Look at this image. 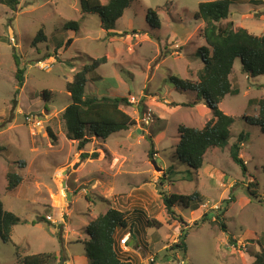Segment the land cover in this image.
Instances as JSON below:
<instances>
[{
  "label": "rangeland",
  "instance_id": "1",
  "mask_svg": "<svg viewBox=\"0 0 264 264\" xmlns=\"http://www.w3.org/2000/svg\"><path fill=\"white\" fill-rule=\"evenodd\" d=\"M209 1L213 0H133L117 20L113 33L102 29L97 14H81L79 0H18L15 7L0 2V201L22 224L34 225L24 229L21 225L23 231L14 226L10 242L0 240V264H18L13 245L26 254L53 252L55 260L50 264H64L67 257H75L79 262L82 256L86 261L82 244L66 243L75 236H66L63 246L62 239L58 241L59 234L68 227L72 233L79 234L81 241L87 240L88 221L110 208L125 211L128 217V228L117 231L114 238L120 253L124 257L128 254L131 264H145L148 256H154L152 264H176L168 261V256L186 227L183 256L188 264H249V256L254 254L264 263V133L242 119L257 113L256 106L247 107L249 100H264V75L247 78L241 73L240 62L235 61L230 81L239 93L225 96L219 104L225 115L234 118L228 145L223 149L209 148L198 171L173 155L178 127L200 129L213 118L211 110L196 101L192 93L174 88L169 81L173 77L197 82L203 64L195 52L206 45L199 37L203 23L194 20V15L199 3ZM254 1L260 4L255 5ZM149 9L158 14V29L147 24ZM229 21L234 28L263 35L264 0H234L229 8ZM68 23H75L76 27L64 29ZM40 29L45 42L33 45ZM68 39L72 43L55 56L56 46ZM13 50L23 71L21 88L15 79ZM100 58L106 62L87 76L86 95L125 97L131 106L124 111L134 118L136 125L109 136L105 143L96 140L78 151L61 135L64 132L61 114L71 103L65 85ZM42 90L52 93L47 110L40 98ZM145 95L150 98L146 100ZM26 114L39 117L38 129L27 127ZM148 114L147 124L140 121L141 115ZM241 133L248 136L240 149L244 175L229 157V148ZM151 144L155 154L148 158ZM81 153L95 163L76 175L66 174L71 198L70 202L66 201L64 211L66 225H53L46 218L57 219V212H52L49 206L50 191L52 196L66 197H63L66 186L62 182L67 179L64 170L77 172L83 160ZM93 153L98 157H91ZM65 161H69L68 166L60 165ZM57 165L61 166L58 170ZM114 166L131 171L132 175L125 184L126 180H119L121 187L115 180L110 188L108 179L113 178ZM167 170L168 179L164 176ZM55 171H58L56 181L52 179ZM7 172L19 174L23 179L19 192L5 191ZM89 174L95 182L79 184L76 180L87 179ZM161 178L163 186L159 185ZM159 189L167 194L197 193L201 205L191 202L189 207H174L175 215L185 222L183 225L169 217ZM120 196L128 199L123 202L118 199L112 204ZM229 197L232 201L227 205L225 219L222 218L226 232L213 219V224L205 221L192 227L209 209L218 208ZM195 205L197 211H193ZM147 219L157 221L160 227H147ZM124 235H129L127 250L119 246Z\"/></svg>",
  "mask_w": 264,
  "mask_h": 264
},
{
  "label": "trees",
  "instance_id": "2",
  "mask_svg": "<svg viewBox=\"0 0 264 264\" xmlns=\"http://www.w3.org/2000/svg\"><path fill=\"white\" fill-rule=\"evenodd\" d=\"M0 2L8 7H15L18 4V0H0ZM132 2L133 0H79V5L81 14H97L102 29L113 33L117 20L122 17ZM233 3L234 0H213L198 4L194 20L203 23L199 37L203 39L206 46L198 48L195 56L201 59L203 68L198 72L197 82L169 78L174 88L193 92L195 99L198 102H203L213 114V118L200 129L178 127V142L174 147L173 155L178 161L186 163L195 171L202 168L206 151L209 148L223 149L228 145L229 128L233 124L234 118L225 115L219 109V104L225 96H236L239 93V90L234 88L230 81L234 62L237 60L240 62L241 73L247 78L255 79L264 75V34L255 36L243 28H234L233 23L228 22L229 8ZM254 3L259 5L260 1H254ZM146 21L152 29L160 27L156 10L149 9L147 11ZM74 27H76L75 23H68L64 29H74ZM45 39L40 29L32 43L36 45L45 42ZM71 43L72 39H68L65 43L57 45L54 49V55L56 56L60 49L65 50ZM12 58L16 66L15 79L18 82V87L21 88L24 83L23 71L19 68V59L14 50ZM105 62V58L93 60L65 85L71 103L63 110L61 119L64 124L66 140L76 142L78 151H83L93 139L105 143L109 136L128 131L136 125L134 118L124 111L125 107L131 106L125 97L102 96L98 98L86 95L87 76ZM40 98L43 101L44 109L47 110L52 93L49 90H42ZM253 105L256 106V115L252 117L243 116L242 119L249 125L259 127L264 133V100H249L247 107ZM47 133L51 139L55 140V136L52 135L49 128H47ZM247 138L246 134H239L236 142L229 148L230 159L241 168L243 175L246 173V169L244 161L240 158V149ZM153 154L155 153L153 152V144H151L148 158H151ZM87 157V154H80L81 159ZM91 157L95 159L98 154L93 153ZM168 170L164 174L166 179H168L166 177ZM5 179L7 181L5 187L7 193L13 192L22 180L19 174L14 172H7ZM163 180L160 179V186L164 185ZM158 191L169 217L183 225L185 222L180 216L175 215L174 207L177 205L189 207L191 202L201 205L197 193L181 195L167 194L160 189ZM250 194L256 197L252 191ZM231 201V197L224 200L219 209L213 210L214 212H206L202 218L193 223L192 227H198L203 222L209 221L226 232V225L222 221V217ZM198 205L193 207L195 209L193 211L198 209ZM139 214H141L140 211ZM212 218H214L213 223L211 222ZM127 220L128 217L125 212L110 208L95 216L87 224L85 231L88 238L83 242H78L82 243L87 264H131L130 257L126 254L124 257L120 253L114 238L117 231L128 228ZM20 222L16 215L4 209L0 201V240L3 243L10 242L12 229ZM145 225L147 227H160L157 221L148 219ZM192 227L188 226V228ZM186 233L187 227L182 229L178 243L172 246L170 251L179 249L185 254ZM60 239L59 234V242ZM13 256L18 264H50V261L55 260L51 253L26 254L16 245H13ZM252 257L254 258L252 264H264L259 255L254 254Z\"/></svg>",
  "mask_w": 264,
  "mask_h": 264
},
{
  "label": "crops",
  "instance_id": "3",
  "mask_svg": "<svg viewBox=\"0 0 264 264\" xmlns=\"http://www.w3.org/2000/svg\"><path fill=\"white\" fill-rule=\"evenodd\" d=\"M233 5V4H232ZM60 52V51H59ZM58 52V53H59ZM99 68V67H98ZM97 68V69H98ZM184 92H189V93H192V95H193V97L195 98V94L193 93V92H191V91H188V90H186V91H184ZM103 95H101V94H99L98 96H95V97H98V98H100V97H102ZM141 97L143 98V95L141 94ZM148 97H149V95H145L144 96V98H146V100L148 99ZM150 98V97H149ZM151 98H154V97H151ZM196 100V99H195ZM197 101V100H196ZM171 103H173V106L174 107H176V108H179V106H178V104L176 103V102H172V101H170ZM199 103H202L201 105L203 106V107H205V105L203 104V102H199ZM177 104V105H176ZM137 105H133V107L135 108ZM61 135H62V137L66 140V138H65V132H61ZM68 141V140H67ZM93 141H95L96 142V140L95 139H93L90 143H89V145H91V143L93 142ZM69 142V144H70V146H72L71 144H73L74 146H75V148L77 147V143L76 142H71V141H68ZM94 143V142H93ZM87 147H88V145H87ZM85 149H86V147H85ZM31 151H33L32 153H34L35 151L33 150V149H30ZM77 150V149H76ZM84 150V149H83ZM78 155V154H77ZM77 157V156H76ZM78 157H79V155H78ZM88 159H90V158H86V160L88 161V162H90V163H88V162H86V160L85 159H83L82 161H80V163H81V168L79 167V169L77 170V172H75V173H71L72 171H70L69 170V172L67 173V171L66 170H64V175L66 176L65 178H67L66 180H64L63 179V186H66V189H65V191H63V197L64 196H66V197H64V198H62V196H61V194H54L53 196H52V192L50 191V199H49V201H50V203H49V206H50V209H51V211L53 212V211H55V212H57V221L56 220H53V221H55L57 224H60V226H64V225H66V222H65V214H64V211H65V209L67 208V202H70L71 200V198L69 197V192H67V189H68V186H67V181H68V177H67V175L66 174H69V177L70 176H72V175H76V174H78V173H80L86 166H88V165H91V164H94L95 162H94V160H88ZM113 161H114V159H112V163L111 164H113ZM86 162V163H85ZM60 165H66V166H68L69 165V161H65V162H63L62 164H60ZM66 166H63L64 168L66 167ZM59 167H61V166H59V165H57V170L58 169H60ZM75 168H77V165H75L74 166ZM123 167V166H122ZM121 167L120 168H116L115 166L113 167V169H112V171H111V174L113 175V178H110V179H108L109 180V187L111 188H113V186H114V184H115V180L117 181V184L119 185V187H121L122 185L119 183V180L120 179H122L123 181L124 180H126L125 182H124V184L125 183H127L128 182V177L130 176V175H132L131 174V171H121ZM56 172H58V171H55L54 173H53V180H55L56 181V179H55V176H56ZM122 173V174H121ZM111 179H112V181H111ZM76 180H78L79 181V184L81 183V184H84V182L86 181L87 182V184H89V183H91V182H95V180H93L92 179V174H89V176H88V178L87 179H82V178H76ZM75 180V181H76ZM23 184V179L21 180V182L19 183V185L17 186V188L13 191V192H11V193H14V192H16V191H18L20 188H21V185ZM112 185V186H111ZM61 188H63V187H61ZM19 192V191H18ZM66 193V194H65ZM122 195H124L125 196V194H122ZM113 196V195H112ZM124 196H120V197H115L114 198V200H113V202H112V204L114 203V201H117L118 199H122V202L126 199H128L127 197H124ZM111 199H112V197H111ZM67 201V202H66ZM117 210H119V209H117ZM198 210V209H197ZM196 210V211H197ZM122 212H125V211H122ZM67 217H68V215H67ZM95 218V217H94ZM93 218V219H94ZM224 219H225V216H224ZM91 221V220H90ZM90 221H88V223L90 222ZM21 225L23 226V229H24V227H26V226H29V227H34V225H24V224H22V222H20L16 227L17 228H19V227H21ZM39 225H42V223H40ZM226 225V224H225ZM59 226V227H60ZM61 228V227H60ZM19 229H21V228H19ZM23 229H21L22 231H23ZM63 229V228H62ZM22 233V232H21ZM60 233H62V234H60L61 235V239H62V245L64 246L66 243H68V244H71V245H73L74 243H78V242H83V241H81L80 240V238H79V234L76 232V231H74L73 233L71 232V230L68 228V227H66V230L65 231H63V232H60ZM75 236V237H69L68 238V240H67V242L66 243H64V239H65V237L66 236ZM238 238H240V237H238ZM85 241V240H84ZM74 242V243H73ZM131 243H132V241H131ZM80 244H82V243H80ZM130 245V244H129ZM259 245V244H258ZM260 246V245H259ZM227 247V246H226ZM255 247H257L258 248V246H256L255 245ZM42 253H45V252H42ZM47 253H51V252H47ZM53 253V252H52ZM51 253V254H52ZM55 253V252H54ZM257 253H259V252H257ZM35 254H39V253H35ZM60 258V257H59ZM79 259V262H77V259H76V261H75V257H73V258H69V257H67V259H64V264H87V261H84V259H83V257L81 256L80 258H78ZM67 260V261H66ZM248 261H249V264H251V262L252 261H254V258L253 257H251V256H249V259H248ZM253 263V262H252Z\"/></svg>",
  "mask_w": 264,
  "mask_h": 264
},
{
  "label": "built area",
  "instance_id": "4",
  "mask_svg": "<svg viewBox=\"0 0 264 264\" xmlns=\"http://www.w3.org/2000/svg\"><path fill=\"white\" fill-rule=\"evenodd\" d=\"M38 118L39 117L36 116V115L26 114L24 120H25V122L27 124V127L31 128V129H38L40 127V125H41V122L38 121ZM149 120H150V115L149 114L146 115V116L141 115L140 121H142V122H144V123L147 124ZM46 218L48 220H51L53 222V224H56V222L53 221L51 219V217L46 216ZM213 220H214V218H213ZM128 238H129V235H124L120 239L119 246H120L121 249L123 248L124 250H127V248H128L127 247V240H128ZM241 246H243V245L241 244ZM244 248L245 247L243 246L242 249H244ZM169 257H170L169 260L171 262H175L176 264H188L187 261H186V259L183 257V255H182V253H181V251L179 249H176V250L171 251V253L169 254ZM154 261H155L154 256H148L145 259V264H151V263H154Z\"/></svg>",
  "mask_w": 264,
  "mask_h": 264
},
{
  "label": "clouds",
  "instance_id": "5",
  "mask_svg": "<svg viewBox=\"0 0 264 264\" xmlns=\"http://www.w3.org/2000/svg\"><path fill=\"white\" fill-rule=\"evenodd\" d=\"M221 205H222V204H221ZM221 205H220V206H221ZM220 206H219V207H220ZM219 207H218V208L216 207V209H209V210H210V211H213V210L216 211L217 209H219ZM214 211H213V212H214ZM49 217H50V216H49ZM222 218H223V220H224V216H223ZM212 219H213V218H212ZM213 221H214V220H213ZM56 224H57V223H56ZM53 225H55V224H53ZM127 247H128V245H127ZM237 247H239V246H237ZM181 253H182V252H181ZM126 255H128V254H126ZM182 255H183V253H182ZM183 257H184V256H183ZM168 258H169V256H168ZM168 261H170V260H168ZM186 261H187V260H186ZM187 263H188V262H187ZM151 264H152V263H151Z\"/></svg>",
  "mask_w": 264,
  "mask_h": 264
},
{
  "label": "water",
  "instance_id": "6",
  "mask_svg": "<svg viewBox=\"0 0 264 264\" xmlns=\"http://www.w3.org/2000/svg\"><path fill=\"white\" fill-rule=\"evenodd\" d=\"M142 126H144V125H142ZM145 127V126H144Z\"/></svg>",
  "mask_w": 264,
  "mask_h": 264
}]
</instances>
